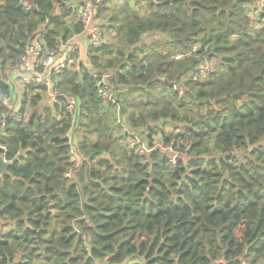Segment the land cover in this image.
Returning a JSON list of instances; mask_svg holds the SVG:
<instances>
[{
	"label": "trees",
	"instance_id": "1",
	"mask_svg": "<svg viewBox=\"0 0 264 264\" xmlns=\"http://www.w3.org/2000/svg\"><path fill=\"white\" fill-rule=\"evenodd\" d=\"M83 1L0 0V264H264V3L106 0L87 59L18 96Z\"/></svg>",
	"mask_w": 264,
	"mask_h": 264
},
{
	"label": "built area",
	"instance_id": "2",
	"mask_svg": "<svg viewBox=\"0 0 264 264\" xmlns=\"http://www.w3.org/2000/svg\"><path fill=\"white\" fill-rule=\"evenodd\" d=\"M106 0H84L83 5L78 11V16L81 18V21L85 25L84 34L89 38V44L94 42H99L102 36V32L97 23V9L100 4ZM264 3V0H261ZM25 5H29L28 1L23 2ZM39 36H37L30 46L26 56L18 63L17 69L20 74V78L24 84L36 83L45 85L49 89V93L53 96L54 83L51 77V72H59L66 67L64 59L71 64L73 62L72 53L78 51L77 45L69 46V44H63L57 48L50 50L45 55L41 54V45H40ZM64 52L61 58V54ZM176 59L183 58L182 54H178L175 57ZM214 70V65L210 60H204L199 66L197 72L195 73V79H206ZM182 92L181 88L176 87ZM115 88L111 81L110 75H106L99 82V94L101 97L112 99ZM67 102L69 104L68 110L74 112L77 106L76 99L74 97L68 96ZM5 117L0 118V131L5 125ZM139 152L146 153L150 149L139 141L138 143H132V146H137ZM156 147H159L172 155V161H175L177 153L174 151L173 146H163L158 144ZM76 155V154H75ZM5 161L6 158L3 157Z\"/></svg>",
	"mask_w": 264,
	"mask_h": 264
},
{
	"label": "crops",
	"instance_id": "3",
	"mask_svg": "<svg viewBox=\"0 0 264 264\" xmlns=\"http://www.w3.org/2000/svg\"><path fill=\"white\" fill-rule=\"evenodd\" d=\"M73 45H77L78 47V51H80V58H84L86 57V53H87V48L89 45V38L87 37L86 34H81L79 36H76L72 39V41L69 43V46H73ZM64 52L61 54V56H63ZM87 59V57H86ZM17 74L19 75V72H17ZM17 77V76H16ZM20 77V75H19ZM17 80V87H16V94L18 96L21 95V89L24 87V82L22 81V79H16ZM50 95V94H49ZM52 96V95H50ZM76 154V152H75Z\"/></svg>",
	"mask_w": 264,
	"mask_h": 264
},
{
	"label": "water",
	"instance_id": "4",
	"mask_svg": "<svg viewBox=\"0 0 264 264\" xmlns=\"http://www.w3.org/2000/svg\"><path fill=\"white\" fill-rule=\"evenodd\" d=\"M155 1V0H152ZM209 59V56L207 57ZM9 162L5 161L2 156H0V173H8ZM39 240L41 241L40 231Z\"/></svg>",
	"mask_w": 264,
	"mask_h": 264
},
{
	"label": "rangeland",
	"instance_id": "5",
	"mask_svg": "<svg viewBox=\"0 0 264 264\" xmlns=\"http://www.w3.org/2000/svg\"><path fill=\"white\" fill-rule=\"evenodd\" d=\"M260 12H261V10L259 9V10H257V13L256 14H254V16H253V18H256L257 16H258V14H260ZM213 63V62H212Z\"/></svg>",
	"mask_w": 264,
	"mask_h": 264
}]
</instances>
